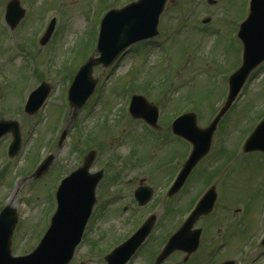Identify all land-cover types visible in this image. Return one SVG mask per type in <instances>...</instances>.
Returning a JSON list of instances; mask_svg holds the SVG:
<instances>
[{
  "label": "rangeland",
  "instance_id": "rangeland-1",
  "mask_svg": "<svg viewBox=\"0 0 264 264\" xmlns=\"http://www.w3.org/2000/svg\"><path fill=\"white\" fill-rule=\"evenodd\" d=\"M8 1L9 0H0V117H9L10 119L19 121L21 144L19 152L9 163L7 158L2 157V153L4 151V145L10 140V135H5L0 140V163L2 162L5 165L4 169L0 170V199H3V189L9 188L11 178L21 170L19 177L14 180V188L7 194L8 200L3 201V204H12L22 214V217H19V221L21 220L19 228L23 231L30 233L32 229L34 230V223H42L43 227L44 217L51 212L54 204V189L56 185V180L54 181V179H59L65 172H69L74 168L76 143L77 146H79L84 138L81 135L82 130L91 134V123H99V126L104 127L100 128L101 131L98 137L103 141L110 138V135H108L110 124H107V122L114 123L118 118L119 120L121 118L120 107H123V105L120 104L121 92H117L121 90V84L124 78H128L131 75L133 76L132 79L136 77H145L148 79V77L155 72V77L148 79L149 81H155V79H158L161 75H168L170 79L172 76L179 75L178 80L176 79L173 84L164 86L163 89L177 84L178 81L192 78L190 83L188 82L187 88L185 87L182 90L179 89L174 92L172 101L169 103L166 112L169 115L174 105L173 99L180 97L182 93H186L190 95L188 98H191L197 105L194 107L200 114V116L197 117L198 124L203 126L211 119L213 108L209 106L202 108L199 104L203 102L201 97L206 96L208 99V96L213 93L212 90H209L210 86L213 87L211 83H214L211 78V73L208 74V77L205 76L204 72L206 70L202 69L203 66L198 59L190 63H188V61L186 62L181 44L179 43L180 51L172 54L171 58L167 53L165 58L166 61L163 64H157V57L159 54H163V51L159 52L154 45H150L144 50L145 52L151 51V53L145 54L144 52L143 58L140 55L139 60L135 63L133 58H131L132 54H128L123 56L122 59L115 61L110 68L101 66L94 67L93 76L98 80V86L94 91L97 92L93 99L88 102L97 106L88 107L89 109H87L86 106H82L78 113V118L70 122L68 119L71 109L66 101V92L77 67L94 51L95 29L100 19L101 12L106 6L105 3L100 0L97 4L96 0L94 1L98 10V13H96L94 8H90L91 0H25L28 1L32 13L24 17L18 28L12 33L13 35H11L8 33L9 28L4 22V12ZM197 1L198 0H192V3ZM233 1L234 0H226L227 4H225L226 7L224 8V5L221 6L225 2L224 0H218V4L215 7L207 5L206 0H199V4L212 8L203 6V8L196 9L193 13L208 11L209 13L215 14L216 9L219 7L218 13H232L228 18V21L231 23L232 20L236 18L233 13H237V11L241 13L243 11L241 3L233 5ZM179 3L181 8L179 7L174 10L175 7L170 5L167 13H183L182 11L184 9V11L189 9L186 4L183 6L181 0H179ZM183 3H185V1H183ZM61 7L62 12L57 13ZM196 7H198V5ZM223 8L224 10H222ZM83 10L89 11L90 14L87 15V13H82ZM48 11H55L61 19H58L56 30L50 42L45 47H40L36 41V31L40 26L39 23L43 13ZM49 15L50 13H47V16ZM89 18L90 21L88 20ZM234 24L235 23H232L233 29ZM84 35L85 40L83 41L81 36ZM183 35L187 36L189 39L192 38L191 33H184ZM77 39L79 43L73 49ZM17 41L19 46L16 48L15 56L12 57V55L8 56L4 54L5 50L9 47H14ZM199 41V38L194 40L197 44ZM208 47H212V44H209V42L208 44L207 42L204 43V48ZM238 48L239 44H236L233 49L237 50ZM140 50H142V47H140ZM173 50H176V48L174 47ZM164 51H166V48ZM226 51H228V49L224 50V52L219 55L221 62L225 61L224 55L228 54L225 53ZM24 55L26 56V61L21 64ZM189 55L196 58L191 55V53H189ZM227 57L230 56L227 55ZM231 57L235 58V54H231ZM53 63H55V68L57 67L60 70L56 77L51 76L52 71H49V73L48 71H41L47 64L50 69L53 70ZM216 67L226 70L231 69L230 63H219ZM155 69L157 70L155 71ZM213 70H215V68ZM149 72H151V74L148 75ZM163 72L170 73L164 74ZM192 72L194 73L192 74ZM43 79L50 82L51 92L47 100H45L46 102L41 107V110L29 116L23 112V104L31 90ZM131 84L133 88H138V86H134L136 84H133V82ZM215 89H217V86ZM155 91H157L156 88L149 94L148 98H150V100L152 97H157V95L154 96ZM245 92L246 94L244 97H241L236 106L225 116L221 123H219L220 125H218V129L213 136V146L215 149L218 143L221 142L220 139H223L222 144L226 147L236 148L235 143L239 144L240 142L238 138L240 136L243 138L247 132L241 133L243 128L252 127L255 124L259 110L264 107V71L259 69L252 73L249 86ZM261 93L262 95H258ZM220 95L224 97L225 86L221 90ZM216 96L217 94H215V97ZM186 99L187 97H185L184 100ZM257 99V102L260 103L252 111V107H250L249 104ZM215 100L216 99L212 100L210 106ZM219 104L220 102L217 106L215 105V111L218 110ZM255 105L256 103L253 104V106ZM84 108L87 110H84ZM82 115H84V117L80 119L79 117ZM119 120L117 122H119ZM126 121L127 116L123 115V120L119 123L120 129L125 125ZM163 122H165V119ZM65 129L67 130L65 139L61 146L57 147L59 136ZM136 132L140 133V138H136L137 153L141 156V161L143 162L142 167L138 168L152 166L153 169H155L156 162L170 159V153L162 154L165 148L159 152V159L157 161H154V159L149 160L147 158H142V156L145 155L150 140H147V137L142 138L145 134L143 131H139V128L136 129ZM122 147L120 146L118 150H114L117 157V159L114 160L115 162H119V154H128L126 141ZM178 148H180V150H176L177 157L183 155L186 151L185 146ZM104 150H106V148L101 149L102 152ZM50 153L54 154L55 160L49 168V175L41 178L37 182L31 181L29 177L34 167L35 160L37 158L39 160ZM225 154L227 153L223 150L221 154L217 155L218 168L210 163V156L205 157L201 161L202 165L199 166L191 178L198 185L193 184L189 180L187 191L182 193L180 201L173 198L167 199L166 205L165 202H161L164 199L163 195L162 198H160L161 195L158 197L155 196L159 198L157 202L155 199V210L158 216H160L156 239L159 243L164 238L163 235L167 226L163 225V218H171L169 220L171 221L170 224L178 223L181 215L190 207V202L193 197L197 196L199 188H201L208 179L209 181L207 182L209 184L213 183L216 186L220 198L216 201L217 207H215V212L211 215L209 214L201 217L198 222V224H203L206 229L203 241L198 248L199 251H196V255L199 259L203 258V255L205 253L207 254L209 250L208 245L212 243L215 244L218 239L217 236H220V234L217 233L221 229H224L226 235H221H225L227 244L217 252L214 258L216 264H219L220 261L224 259H235L236 264H264V245L259 243L261 236L264 234V225L260 227L261 222L264 221V161L260 162L253 156L249 158V166H245V164H242L243 157L241 156L243 155L241 152H239L241 156L239 155V157L235 158ZM177 157L172 158L175 159ZM24 161L27 162L23 164ZM211 165H213V167ZM115 167L116 165L113 169ZM119 167L120 166L117 168L120 169ZM123 168L131 177H137L141 174V171H134L136 169L135 167L124 166ZM123 168L121 170H123ZM219 172H221L220 176H218ZM154 173V177L146 176L145 181H147L152 188L156 189L154 191L156 193L167 178L155 182V179L158 177V172ZM223 175L227 177L226 180H223ZM212 177L213 179H211ZM22 178H25V182L21 180ZM138 179L141 178L137 177V181L135 182L136 185L138 184ZM18 181H20V183L16 188L15 186ZM29 192H31L30 195ZM222 192L224 194L226 192L225 198L224 195H221L223 194ZM128 200V198H123L116 204L115 208L109 207L107 209V214H105L103 218L113 209L116 214L112 215L114 218L106 219L103 222H101V219L94 227L90 228L87 241L77 249L75 258L70 264H80V262L84 264H103L101 263L102 258H99L101 254H90V251L93 248H98V246H102L101 248H103V250L107 249L110 243L109 241L112 239L115 240L116 237L122 233L124 222H131L137 217L142 209L135 211L136 209L133 208V205L130 204ZM244 200L248 202L249 209L245 218V220H247V227L243 231V221H241L240 218L237 219L235 213L232 211L237 207L238 202ZM245 203L246 202L243 204ZM119 206L121 209L127 206L125 210L122 209L124 213L127 211L125 215L118 212L117 207L119 208ZM165 207L166 210L168 209V216L167 214L165 215ZM112 213L113 212H110L109 214ZM239 223L240 227L237 225ZM98 228L105 231L99 237L100 239L98 242L100 245L92 241V239L98 236ZM222 236H220L219 239H222ZM28 244L29 243L20 234L12 246V253L16 254L19 251L29 250L34 247L36 243L32 242L30 248ZM151 247H153V245H151ZM195 253H193V255ZM193 255L189 256L188 260L195 258ZM169 258H172V260H169L165 264L169 262L177 264L178 260L181 259V253H173ZM252 260L254 263H252ZM190 263L191 261L187 264ZM134 264H141L140 260L137 259Z\"/></svg>",
  "mask_w": 264,
  "mask_h": 264
},
{
  "label": "water",
  "instance_id": "water-1",
  "mask_svg": "<svg viewBox=\"0 0 264 264\" xmlns=\"http://www.w3.org/2000/svg\"><path fill=\"white\" fill-rule=\"evenodd\" d=\"M164 0H137L122 8L112 9L105 14L101 21L100 32L97 41V51L99 57L90 58L76 74L69 90V100L74 108H79L89 93L95 81L91 78L92 66L98 63L109 64L115 56L125 49V47L139 39L150 37L156 34L158 15L162 10ZM17 0L8 3L7 20L13 27L23 14L17 8ZM18 10V12H15ZM52 30V23L49 25L41 39L43 44ZM240 35L244 42L242 62L239 68L230 76L228 101L216 119L205 129L195 126L194 116L190 115L189 138L193 141L195 149L188 161V167L201 155L208 147L211 133L219 116L225 111L229 102L238 91L247 73L260 60L264 58V0H251L248 19L241 24ZM48 93V86L44 83L31 93L25 110L32 113L41 103ZM187 116V115H186ZM184 116V118L186 117ZM10 131L13 140L9 145V155L12 156L19 145V130L16 121L0 120V136ZM64 133L61 136L63 139ZM264 146V121H262L251 133L245 143L246 150ZM94 157V152L88 153L82 167L72 172L60 184L57 191V209L52 217L51 225L42 238L37 248L28 256L12 258L9 255V238L11 229L16 220L15 211L5 208L0 215V264H66L73 252L75 244L78 242L81 231L94 202V188L100 178V172L89 175L87 169ZM53 156H48L33 174L40 177L45 172ZM213 190H209L199 201L194 209L193 222L204 210L208 211L213 203ZM194 239V238H193ZM190 240L189 244L182 247L188 252L194 248L195 241ZM179 242V238L177 237ZM174 241V242H177ZM189 241V240H188ZM177 242V243H178ZM134 243L131 239L124 246L113 252V258H123V251ZM169 244L164 247L157 258L160 262L169 251L175 248L176 244ZM169 244V245H168Z\"/></svg>",
  "mask_w": 264,
  "mask_h": 264
},
{
  "label": "flooded vegetation",
  "instance_id": "flooded-vegetation-1",
  "mask_svg": "<svg viewBox=\"0 0 264 264\" xmlns=\"http://www.w3.org/2000/svg\"><path fill=\"white\" fill-rule=\"evenodd\" d=\"M161 129H162V132H161L162 135L165 134V133H167L166 128L161 127ZM162 140L165 141V142L162 143V144H160L159 151L161 152L163 150V148H165L162 151V153H165V154L170 153V155H171V153L173 151L180 150V148H178V147L185 146V150H186V146L189 145L186 141H183V140L177 141V144H175V145L172 143V138L169 141H167V142H166V140H167L166 138H162ZM165 143H166V145H164ZM174 148H175V150H174ZM174 169H175V166L172 165L171 168L169 169V175H168V177H171V175L174 173ZM224 186H226V185H224Z\"/></svg>",
  "mask_w": 264,
  "mask_h": 264
}]
</instances>
